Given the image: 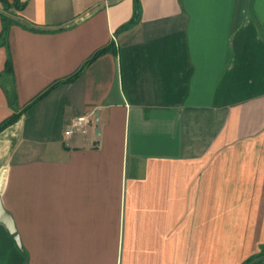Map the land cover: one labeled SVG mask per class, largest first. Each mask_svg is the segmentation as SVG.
<instances>
[{
    "label": "crops",
    "instance_id": "1",
    "mask_svg": "<svg viewBox=\"0 0 264 264\" xmlns=\"http://www.w3.org/2000/svg\"><path fill=\"white\" fill-rule=\"evenodd\" d=\"M22 1L0 264H264V0Z\"/></svg>",
    "mask_w": 264,
    "mask_h": 264
},
{
    "label": "trees",
    "instance_id": "2",
    "mask_svg": "<svg viewBox=\"0 0 264 264\" xmlns=\"http://www.w3.org/2000/svg\"><path fill=\"white\" fill-rule=\"evenodd\" d=\"M2 1L7 6L8 9L13 8L17 11H22L26 5V3L23 2L22 0H13L12 3H10L9 0H2ZM0 17H1V20L3 23L2 33L0 35V45L8 47V35H9L10 27L13 24L22 25V23L14 20L13 18H11L5 14H0ZM140 18H141L140 0H135L134 16L129 23H127L126 25H124L121 28V31L134 26L136 23L139 22ZM22 26L27 28V29L38 31V29L29 27L26 24H23ZM113 48H114V45L110 44L109 46H107V47L101 49L100 51H98L97 53H95L94 56L79 71H77L75 74H73L69 78L54 84L47 92H45L44 94H42L41 96H39L38 98L33 100L28 106H26L24 109H22L20 111L17 110V93H16V87H15V75H14L12 60L9 56V58L6 62L5 70L2 73L0 79H1V85H2V87L6 93L7 98H8L9 104L14 110V114L0 124V133L3 132L6 128L15 124L22 117V115L27 113V111L32 107V105L37 103L41 98H43L47 93H49V91H51L52 89H54L58 85L65 84V83H71V82L75 81L78 77L81 76V74L85 71V69L92 62H94L97 58H99L103 54L113 50ZM263 253H264V250H262L261 254H263ZM247 263L248 262H246L244 264H247Z\"/></svg>",
    "mask_w": 264,
    "mask_h": 264
},
{
    "label": "water",
    "instance_id": "3",
    "mask_svg": "<svg viewBox=\"0 0 264 264\" xmlns=\"http://www.w3.org/2000/svg\"><path fill=\"white\" fill-rule=\"evenodd\" d=\"M3 180H4V172L0 175V193L3 186ZM0 223L4 224L8 228L9 232L13 235L14 239L16 240L18 246L21 248V250H24L20 242L19 234L17 232L13 216L10 212H8L4 208L1 199H0Z\"/></svg>",
    "mask_w": 264,
    "mask_h": 264
},
{
    "label": "built area",
    "instance_id": "4",
    "mask_svg": "<svg viewBox=\"0 0 264 264\" xmlns=\"http://www.w3.org/2000/svg\"><path fill=\"white\" fill-rule=\"evenodd\" d=\"M90 116H83L75 119L70 127L66 130L65 136L70 137L76 132L85 134L92 123Z\"/></svg>",
    "mask_w": 264,
    "mask_h": 264
},
{
    "label": "rangeland",
    "instance_id": "5",
    "mask_svg": "<svg viewBox=\"0 0 264 264\" xmlns=\"http://www.w3.org/2000/svg\"><path fill=\"white\" fill-rule=\"evenodd\" d=\"M9 10H12L14 11L15 9H8L7 6L3 3L2 0H0V11H2L1 13H3L4 11H9Z\"/></svg>",
    "mask_w": 264,
    "mask_h": 264
}]
</instances>
